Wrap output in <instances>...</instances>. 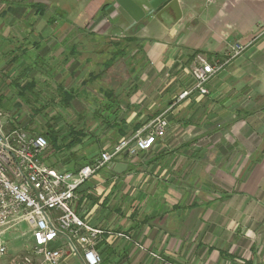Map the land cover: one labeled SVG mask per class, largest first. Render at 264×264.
I'll list each match as a JSON object with an SVG mask.
<instances>
[{"label": "crops", "instance_id": "obj_1", "mask_svg": "<svg viewBox=\"0 0 264 264\" xmlns=\"http://www.w3.org/2000/svg\"><path fill=\"white\" fill-rule=\"evenodd\" d=\"M3 1L0 48L33 55L41 80L98 127L79 131L96 151L167 121L150 149L120 154L78 188L73 209L101 230L99 264H264V0H178L177 20L167 10L132 26L114 0ZM17 7L32 12L14 16ZM197 55L224 61L206 95L193 91ZM5 238L0 264L31 243L28 233ZM56 244L57 264H86L77 242Z\"/></svg>", "mask_w": 264, "mask_h": 264}, {"label": "built area", "instance_id": "obj_2", "mask_svg": "<svg viewBox=\"0 0 264 264\" xmlns=\"http://www.w3.org/2000/svg\"><path fill=\"white\" fill-rule=\"evenodd\" d=\"M242 48L239 42L234 43L225 62ZM223 63L197 55L191 68L193 91L206 95V83ZM190 92L182 91L179 98ZM166 126V119L158 116L148 131L118 141L91 164L66 171L56 170L44 161L48 144L43 135L7 128L0 112V261L7 254L5 235L18 232L30 234L31 243L24 253L13 256L9 264H57L63 256V250L56 244L61 236H66L73 247L76 242L80 245L86 264H99L101 258L95 243L101 230L89 225L73 209L78 188L120 154L135 155L150 149L164 135Z\"/></svg>", "mask_w": 264, "mask_h": 264}, {"label": "rangeland", "instance_id": "obj_3", "mask_svg": "<svg viewBox=\"0 0 264 264\" xmlns=\"http://www.w3.org/2000/svg\"><path fill=\"white\" fill-rule=\"evenodd\" d=\"M11 1L18 3L19 0ZM24 1L29 2L31 0ZM4 8L5 3L0 0V19L4 14ZM20 12L29 15L32 10L17 7L14 8L12 14L18 16L21 14ZM1 23L2 21H0V31L3 28ZM8 26L16 32H21L23 25L11 24ZM87 28L90 29L89 26ZM68 29L67 24H60L59 26V31ZM17 48L15 47L14 55L8 53V50L4 51L5 48H0V112L6 121L7 128H19L28 134L44 135L48 144L46 158L49 164H53L52 160L56 157L59 162L71 166L75 164L74 168L75 166L79 168L91 164L102 152L100 149L96 151V145L99 144L94 142V137L91 139L89 137L84 138L83 135L79 134V131L92 132L94 131L93 125H95L97 133L98 127L89 118L84 120L83 113L77 114L79 108L76 105L75 107L72 105L65 106L64 102L60 101L59 91L51 87L50 81L46 79L42 81V73L35 71L32 64L33 55H29L30 57L25 60L22 57L24 53L20 54L21 51ZM30 80L32 81L29 82L30 85L32 84L31 89H22L25 82ZM85 116L91 117V111L88 110ZM50 131L55 132L57 148H53L49 141ZM76 140H80L81 143L68 146L70 141L75 142ZM56 167L60 168L59 166Z\"/></svg>", "mask_w": 264, "mask_h": 264}, {"label": "water", "instance_id": "obj_4", "mask_svg": "<svg viewBox=\"0 0 264 264\" xmlns=\"http://www.w3.org/2000/svg\"><path fill=\"white\" fill-rule=\"evenodd\" d=\"M120 15L132 26L150 15L160 18L161 14L170 10L177 20L181 16L178 0H114ZM125 165L116 163L114 171L121 172Z\"/></svg>", "mask_w": 264, "mask_h": 264}, {"label": "trees", "instance_id": "obj_5", "mask_svg": "<svg viewBox=\"0 0 264 264\" xmlns=\"http://www.w3.org/2000/svg\"><path fill=\"white\" fill-rule=\"evenodd\" d=\"M35 7V6H34ZM45 8L44 7H36V9H35V12L37 13V14H39L40 16H42L43 14H44V10ZM31 87H32V84L30 85L29 83H26L23 87H22V89H31ZM64 93H65V91H63ZM70 99H71V97H70ZM70 99H68V98H64V99H62L63 100V104L65 105V106H67L68 104H69V100ZM44 136V135H43ZM45 137V136H44ZM46 138V137H45ZM48 138H49V141H50V143L53 145V144H56V142H57V139H56V135H55V132H53V131H50V136H48ZM75 142H78L77 140L75 141ZM72 145H74V142L73 141H70L69 143H68V146H72Z\"/></svg>", "mask_w": 264, "mask_h": 264}]
</instances>
